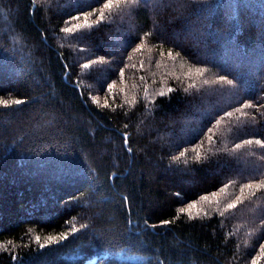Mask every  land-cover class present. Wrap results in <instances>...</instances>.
<instances>
[{"label": "trees", "instance_id": "1", "mask_svg": "<svg viewBox=\"0 0 264 264\" xmlns=\"http://www.w3.org/2000/svg\"><path fill=\"white\" fill-rule=\"evenodd\" d=\"M106 2L0 0V264H264V0Z\"/></svg>", "mask_w": 264, "mask_h": 264}, {"label": "snow or ice", "instance_id": "2", "mask_svg": "<svg viewBox=\"0 0 264 264\" xmlns=\"http://www.w3.org/2000/svg\"><path fill=\"white\" fill-rule=\"evenodd\" d=\"M32 2L35 3V0H32ZM139 2H140V0H107L106 3H103V7L101 9H98V12H99V21L98 22H103V20L106 18L105 14L108 13L109 15H111L113 13L114 9H121L122 6L125 7V8H131V7H134V6L138 5ZM96 16H97L96 12L89 11L88 13H86L84 15V23L83 24L77 23L75 25H71V26L65 27V28H63V31L65 33L71 34L73 32L81 31V29H83V28H91V27H93V24L89 23L88 21H89L90 18H95ZM72 19L79 20L80 17L74 16V17H72ZM65 23H68V21H66ZM150 35H151L150 32L144 33V36H142L140 38V41H141L140 44L134 49L135 52H140L142 50V48L144 47V43H143L144 37H147V36H150ZM157 47H159V46H157ZM160 55L163 56L164 52L161 51ZM167 56H168V58H170L172 60H176L178 57H181V53L179 51H176L174 53L173 50L169 49L167 51ZM129 59H131V56L129 57ZM181 59H182V57H181ZM93 63H95V61ZM82 66L84 68H88L90 65L89 64H84ZM204 71H205L204 69H196L194 73L190 72V75L203 76L204 75ZM120 75L123 77V75H124L123 69H121ZM217 82H223V83H226V84H232V80L226 79L225 77H221L220 81H217ZM204 83L207 84L208 81H204ZM113 87H115V85H109V89L110 90ZM188 87L189 88H194L195 85L194 84H189ZM187 90L188 89H186V91ZM172 91H173L172 88H168V92L169 93H171ZM158 94L160 96L165 95V93L162 92V91L159 92ZM14 103L15 104H21L22 101L15 100ZM93 103H98V100L94 99ZM5 106L7 107L8 105L5 104ZM103 106L107 107L108 106L107 102H105V104ZM244 107L251 108V107H253V104H246V105H244ZM261 107H264V105H261ZM229 115H231V113H229ZM125 126H127V125H125ZM208 139H209L210 142H212V137L211 136H209ZM124 143H125V145H128V143H129V138L127 136L124 137ZM247 143L250 144L251 141H247ZM256 143L260 144L261 142L258 140V141H256ZM262 146H264V145H262ZM237 147H239V145ZM128 150L131 151V148L129 147ZM193 151L196 152V159L197 160L203 159V157L201 156V154H200V152L198 150L193 149ZM181 158H184V162L187 163V159L188 158L186 157L185 152H180L179 156H173L172 159H173V162H176V161H179ZM253 186L254 185L251 184V183H249L247 185H244L243 187H241V193L243 194L245 188L251 189ZM257 187H259V186L257 185ZM221 191H223V190H221ZM201 199L204 200V201H208L209 197L208 196H203V197H201ZM236 199L240 200V197H236ZM195 207H196L195 204H190V205H188V207L186 209H181V212L182 213L190 212L191 209H193ZM235 207H236V203H229L227 205V208L225 209V211L228 210V209L235 208ZM170 223H172L171 220L163 221L164 225H167V224H170ZM75 231H76V229H73V232H75ZM64 239H67V237L66 236H61V237H58V238L57 237H49L48 238V244L58 243V242H60V241H62ZM37 242H39V237H37ZM48 244H41L40 247H47ZM253 264H255V261L253 262Z\"/></svg>", "mask_w": 264, "mask_h": 264}]
</instances>
